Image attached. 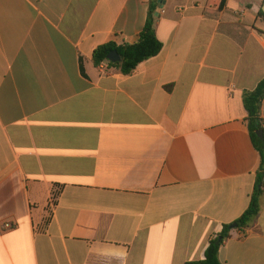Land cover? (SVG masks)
Segmentation results:
<instances>
[{"label": "crops", "instance_id": "0c3cea01", "mask_svg": "<svg viewBox=\"0 0 264 264\" xmlns=\"http://www.w3.org/2000/svg\"><path fill=\"white\" fill-rule=\"evenodd\" d=\"M149 1L0 0V264L203 261L248 209L264 2L159 0L161 53L130 75L96 66L98 47L138 42ZM234 225L221 263L264 264V198Z\"/></svg>", "mask_w": 264, "mask_h": 264}, {"label": "trees", "instance_id": "16d2710c", "mask_svg": "<svg viewBox=\"0 0 264 264\" xmlns=\"http://www.w3.org/2000/svg\"><path fill=\"white\" fill-rule=\"evenodd\" d=\"M226 4L227 0H218L216 2V7L218 10H223ZM159 7V0L149 1L148 18L139 35L137 43L122 46H117L114 43L102 45L93 53L94 64L100 66L107 63L109 66L117 68L124 75H130L142 63L157 57L163 49V43L159 40L156 33V21ZM259 16L264 19V12L260 11ZM112 52H117L119 54L121 57L120 63L114 64L108 60V56ZM243 102L248 113L247 122L250 137L261 156V165L257 172L256 187L250 205L246 212L233 223L237 224V229L244 233L256 222L262 210L264 198V139L258 136L259 131L264 132V120L261 118V110L264 102V79L254 91H248L244 94ZM232 225H226L222 233L211 240L206 251L205 260L187 264H222L219 259L220 249L223 244L231 238Z\"/></svg>", "mask_w": 264, "mask_h": 264}, {"label": "water", "instance_id": "95a60500", "mask_svg": "<svg viewBox=\"0 0 264 264\" xmlns=\"http://www.w3.org/2000/svg\"><path fill=\"white\" fill-rule=\"evenodd\" d=\"M162 1V0H160ZM263 12H264V6H263ZM108 60L111 62V63H120L121 62V57L119 56V54L117 52H112L109 54L108 56ZM258 136L261 138V139H264V132L263 131H259L258 132ZM233 228H237V224H235L233 226Z\"/></svg>", "mask_w": 264, "mask_h": 264}, {"label": "built area", "instance_id": "2783aa9c", "mask_svg": "<svg viewBox=\"0 0 264 264\" xmlns=\"http://www.w3.org/2000/svg\"><path fill=\"white\" fill-rule=\"evenodd\" d=\"M263 126H264V123H263ZM56 203H57V200L56 199H53L50 203V210L53 211L56 207ZM4 230H10V229H13L14 228V225L11 224V223H6L4 224Z\"/></svg>", "mask_w": 264, "mask_h": 264}]
</instances>
